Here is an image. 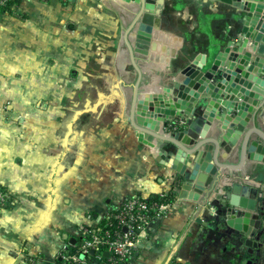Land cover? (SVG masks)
<instances>
[{"label":"crops","instance_id":"1","mask_svg":"<svg viewBox=\"0 0 264 264\" xmlns=\"http://www.w3.org/2000/svg\"><path fill=\"white\" fill-rule=\"evenodd\" d=\"M155 5L136 24L151 36L147 53H134L140 98L164 92L191 62L207 68L218 57L223 65L242 26L243 12L218 0ZM137 9L133 0H16L0 10V189L10 195L0 208V264H53L124 198L160 191L168 193L166 213L125 264H195L206 234L234 251L254 243L217 221L227 210L216 202L215 182L197 200L187 197L193 187L179 197L183 180L126 119L137 73L123 33ZM128 39L134 44L135 34ZM92 80L103 97L67 113L64 97ZM185 110L186 122L174 126L198 132L207 122L202 108ZM257 124L264 128V120ZM237 159L235 150L230 161ZM233 175L249 176L262 197L264 162L250 159Z\"/></svg>","mask_w":264,"mask_h":264},{"label":"water","instance_id":"2","mask_svg":"<svg viewBox=\"0 0 264 264\" xmlns=\"http://www.w3.org/2000/svg\"><path fill=\"white\" fill-rule=\"evenodd\" d=\"M133 1L138 9L123 33V40L137 77L126 119L136 130L138 140L151 147L160 163L183 180L179 197H186V191L193 187L195 193L187 197L197 200L215 182L212 189L220 196L216 202L227 210L217 221L235 226L255 243L261 194L257 185L241 182L233 174L250 159L264 162V128L257 124L258 119L264 120V0H218L243 12L237 16L242 26L238 36L228 42L230 52L223 65L218 57L207 68L191 62L181 71V78L174 79L164 92L143 98L141 69L134 53L148 51L151 36L142 30L147 21L143 15L155 12L156 0ZM140 19L143 23L136 26ZM130 33L135 34L134 44L128 39ZM188 106L201 107L207 118L198 132L190 124L184 128L174 126L177 120L186 122ZM209 129L215 130L214 136L208 135ZM235 150L238 159L231 162Z\"/></svg>","mask_w":264,"mask_h":264},{"label":"built area","instance_id":"3","mask_svg":"<svg viewBox=\"0 0 264 264\" xmlns=\"http://www.w3.org/2000/svg\"><path fill=\"white\" fill-rule=\"evenodd\" d=\"M7 2L0 0V10ZM239 180L255 185L246 175ZM8 199V193L0 189V208ZM167 206L165 191L150 197L124 198L98 224L84 227L79 242L61 250L53 264H125L147 236L153 221L165 215Z\"/></svg>","mask_w":264,"mask_h":264},{"label":"rangeland","instance_id":"4","mask_svg":"<svg viewBox=\"0 0 264 264\" xmlns=\"http://www.w3.org/2000/svg\"><path fill=\"white\" fill-rule=\"evenodd\" d=\"M178 26L179 29H183L184 27L181 23H178ZM96 86H98L97 81L92 80L82 89L77 90L74 95H66L64 97L63 104L64 106H66L67 102L71 107V109L68 110L67 113L76 114L78 110L84 107L91 106L98 102L100 100V97H103L104 93L106 92L104 91L103 93L101 91L95 90ZM94 114H96V112ZM8 196L9 201L10 195L8 194ZM258 201L257 214L259 215L260 225L253 237V240H255V246L251 248L250 253L246 251L247 247H242L241 249H239L240 247H238L235 249L237 251H234V248L232 247L233 250L230 252L229 250L232 249L230 248V245L220 243V241L216 240L214 242L213 239L211 240V238L214 237L206 234L204 237V247L202 248V250H199V254L197 253L198 255L195 258V264H264V193ZM7 203L4 204V206H6ZM226 233L228 234L231 232L230 230H226ZM236 236L239 240V244H243L245 237H242L238 233L236 234ZM209 238L210 240H208ZM207 241L209 243L205 244ZM226 247L229 252L224 251ZM223 248L224 250H221ZM261 256L263 257L262 262L260 261Z\"/></svg>","mask_w":264,"mask_h":264},{"label":"trees","instance_id":"5","mask_svg":"<svg viewBox=\"0 0 264 264\" xmlns=\"http://www.w3.org/2000/svg\"><path fill=\"white\" fill-rule=\"evenodd\" d=\"M15 2H16V0H8L6 7H8L10 4L15 3ZM262 260H263V257L261 256L260 261L262 262Z\"/></svg>","mask_w":264,"mask_h":264},{"label":"flooded vegetation","instance_id":"6","mask_svg":"<svg viewBox=\"0 0 264 264\" xmlns=\"http://www.w3.org/2000/svg\"><path fill=\"white\" fill-rule=\"evenodd\" d=\"M255 246V243H252L250 246H248L247 248H246V251L248 252V253H250V251H251V248H253ZM225 251V250H224Z\"/></svg>","mask_w":264,"mask_h":264}]
</instances>
